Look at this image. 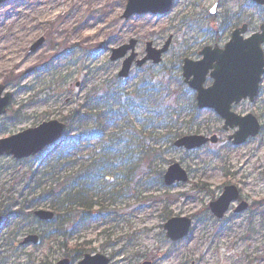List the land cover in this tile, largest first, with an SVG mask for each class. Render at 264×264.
I'll return each mask as SVG.
<instances>
[{
    "label": "rangeland",
    "instance_id": "rangeland-1",
    "mask_svg": "<svg viewBox=\"0 0 264 264\" xmlns=\"http://www.w3.org/2000/svg\"><path fill=\"white\" fill-rule=\"evenodd\" d=\"M127 2L5 0L0 7V85L13 99L0 118V141L44 122H62L90 96L107 89L130 91L147 75L160 81L170 72L180 74L183 60L196 61L205 46L216 45L214 28L232 21L240 10L251 23L250 34L264 24V8L248 0H174L166 17L148 14L124 20ZM216 3L219 11L211 17ZM170 38L160 65L134 68L127 80L118 77L122 61H110L113 49L137 40L136 52L142 58L148 43L160 49ZM262 87L255 103L234 108L239 115L258 118L263 130L257 138L234 147L228 140L233 132L223 129L214 112L203 111L195 122L201 131L195 134L217 136L218 144L191 152L170 149L161 166L166 170L178 163L188 172L189 182L167 187L159 179L143 185L134 181L128 196L107 203L105 220L73 237L69 249L84 245L85 255L106 256L111 264H264V82ZM51 151L23 161L0 157V211L22 210L18 219L5 217L0 224V264L72 260L73 253L55 235L58 224L40 222L35 216L47 203L34 201L40 191L31 181L35 176L41 179L43 156ZM230 185L240 190L249 209L234 214L236 204L218 221L209 205ZM176 217L190 218L193 227L187 239L172 243L164 226ZM29 235L38 236L39 243L22 246Z\"/></svg>",
    "mask_w": 264,
    "mask_h": 264
},
{
    "label": "trees",
    "instance_id": "trees-1",
    "mask_svg": "<svg viewBox=\"0 0 264 264\" xmlns=\"http://www.w3.org/2000/svg\"><path fill=\"white\" fill-rule=\"evenodd\" d=\"M191 95L179 73L160 81L147 75L130 91L107 89L90 96L64 118L61 147L43 158L45 173L31 183L36 181L35 191H40L34 201H45L54 213L55 235L73 253V262L88 252L78 244L70 250L73 237L105 220L107 203L127 197L134 181L143 185L159 179L162 184L165 153L179 138L201 131L195 122L202 112ZM20 215L22 210L5 213L7 218Z\"/></svg>",
    "mask_w": 264,
    "mask_h": 264
},
{
    "label": "water",
    "instance_id": "water-1",
    "mask_svg": "<svg viewBox=\"0 0 264 264\" xmlns=\"http://www.w3.org/2000/svg\"><path fill=\"white\" fill-rule=\"evenodd\" d=\"M174 0H129L123 19L129 20L135 15L143 16L147 14L168 16L173 9ZM256 5L263 7L264 0H251ZM5 0H0V6ZM217 5L211 10V14L217 11ZM247 26L237 29L232 34L231 40L224 49L205 48L200 55L203 59L194 62L185 59L183 66V78L185 84L196 93V102L199 110H213L223 121L224 130H236L229 137L233 146H241L250 138H256L262 130L259 120L253 115L241 116L233 112V107L241 102L249 100L253 103L259 93V88L264 76V26L261 32L245 39L243 36L247 33ZM43 40L38 42L31 50L38 49ZM137 41L132 40L128 45L112 51L111 61L117 62L125 59L127 54L131 55L124 61L119 77L127 79L137 58L135 49ZM170 42L161 50L153 47L152 43L147 44L146 57L136 62L138 68H142L146 63L152 62L159 65L162 62V56L169 50ZM213 80L209 88H205L207 78ZM6 87L0 85V117L7 113L13 95L5 93ZM66 125L57 120L42 123L36 128L25 130L17 135L11 136L0 141V157L11 156L20 161L37 156L49 146L58 143ZM208 143L217 144L216 136L207 138L202 135L185 136L177 140L174 146L178 149L193 151L200 149ZM189 181L188 173L179 165H172L164 176L165 185L170 187L176 183H187ZM240 193L235 186H228L224 189L221 197L211 203L210 210L219 220H222L229 212L232 203L239 200ZM248 209V204L242 203L235 211L236 214L242 213ZM36 217L45 222L54 219V214L49 211L40 210L36 212ZM2 214L0 212V222ZM192 220L189 218H172L165 224L167 238L176 243L190 234ZM39 241L37 236L27 237L23 245H36ZM108 257L97 255H85L78 264H110ZM57 264H71L70 260H62Z\"/></svg>",
    "mask_w": 264,
    "mask_h": 264
},
{
    "label": "flooded vegetation",
    "instance_id": "flooded-vegetation-1",
    "mask_svg": "<svg viewBox=\"0 0 264 264\" xmlns=\"http://www.w3.org/2000/svg\"><path fill=\"white\" fill-rule=\"evenodd\" d=\"M219 26V25H218ZM218 26H216L215 29V33L216 35H218V40H217V44L214 46H218L219 44H221L224 40H226V37L228 34L231 35V33L234 31V26L233 24H231L230 22L227 24V26H225L223 29H221L220 31H217ZM226 29V31H224ZM229 31V32H228ZM199 54V53H198ZM199 60V59H198Z\"/></svg>",
    "mask_w": 264,
    "mask_h": 264
},
{
    "label": "bare ground",
    "instance_id": "bare-ground-1",
    "mask_svg": "<svg viewBox=\"0 0 264 264\" xmlns=\"http://www.w3.org/2000/svg\"><path fill=\"white\" fill-rule=\"evenodd\" d=\"M9 58H10V57H8V59H7V60H9Z\"/></svg>",
    "mask_w": 264,
    "mask_h": 264
}]
</instances>
